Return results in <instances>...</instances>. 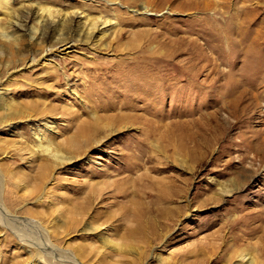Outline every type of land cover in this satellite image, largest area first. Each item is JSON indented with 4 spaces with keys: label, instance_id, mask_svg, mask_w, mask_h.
<instances>
[{
    "label": "rangeland",
    "instance_id": "obj_1",
    "mask_svg": "<svg viewBox=\"0 0 264 264\" xmlns=\"http://www.w3.org/2000/svg\"><path fill=\"white\" fill-rule=\"evenodd\" d=\"M122 1L11 0L18 18L47 6L113 19L94 45L76 37L79 17H72L71 31L58 32L72 48L46 63L41 56L57 32L30 41L0 5V32L18 37L0 36V98L44 100L48 110L0 127V264H73L70 257L78 264H245L244 254L264 264V0H136L130 9L137 14ZM142 2L154 6L150 15L138 14ZM232 19L237 37L228 31ZM231 37L244 44L234 48ZM181 39L194 41L190 56ZM123 64L129 67L116 73ZM132 79L140 80L131 88ZM132 94L143 97L133 103ZM92 114L101 142L78 151L76 121ZM38 138L74 158L52 163L43 183L38 166L46 157L30 153ZM139 190L167 200L164 216L147 215L149 225L161 221L157 240L123 235L125 211L140 207ZM87 199L92 206L83 213Z\"/></svg>",
    "mask_w": 264,
    "mask_h": 264
},
{
    "label": "bare ground",
    "instance_id": "obj_2",
    "mask_svg": "<svg viewBox=\"0 0 264 264\" xmlns=\"http://www.w3.org/2000/svg\"><path fill=\"white\" fill-rule=\"evenodd\" d=\"M150 3H152V5H164L165 1L168 0H145ZM11 0H0V5L2 6V10L3 15L10 19V23L11 25H15L16 28L15 30L20 32H27L30 41H38V42H42L46 36V30L51 28H53V32H57L56 34H58V32L62 31L64 28L66 29V32H70L71 31V26H72V17L74 16H78L76 12L71 11L69 13H65V14H60V10L57 9H51L50 7L47 6H43L37 9H35L33 11V13L30 12H26L21 18H18V16H16L15 14H12L9 11V6H10ZM123 7L128 10L130 13L132 14H137V10H133L130 9L134 4H136V0H129V1H125L123 0L122 2H120ZM147 3H143L141 5H139L138 10L141 11L140 13H138L139 15H148L150 12V6L151 8L154 7L152 5H149ZM193 5V4H192ZM156 8V7H155ZM33 18V26L30 27V29L28 30H24L25 27V23L28 22V20H30L31 16ZM62 15V16H60ZM150 15V14H149ZM235 18H238V14L234 15ZM236 19H232L231 22V26H233L232 29H229V32H232L231 36L232 37H237L241 31V29L239 27H237V21ZM75 20V19H74ZM197 20V19H196ZM112 21L113 19H103L101 17H96V18H91L89 19L85 14H83V12L80 13V17L78 18V22L74 23L75 29H76V37H78L80 39V37H82V39L80 41H83V43L85 44H90L92 42H94V45H97L102 39L103 37L106 36L105 32H107L105 30L106 27H111L112 26ZM74 22V21H73ZM73 26V27H74ZM102 26V27H101ZM10 27V26H9ZM101 27V28H100ZM223 28V27H222ZM221 29V28H220ZM4 30L2 29V31L0 32V36L1 38L5 39L6 41L9 40H13V41H17L18 37L16 35V33L13 34H7L5 32H3ZM220 31V30H217ZM223 31H227V29H223L221 30V32ZM74 32V31H73ZM220 32V33H221ZM219 32L217 33L220 34ZM55 37V36H54ZM54 37L52 39H54ZM57 37V36H56ZM229 38V41L231 42V44H233L234 48L238 45H242L244 44V42L242 41V39H240L239 41H235V39L233 38ZM79 41V42H80ZM194 42V41H193ZM192 42V40L190 39H181V43L187 47V49H184L182 52L187 54L188 56L191 55L193 49L195 48L194 43ZM69 43L65 41V36L63 37L62 34H58V37L54 39V42L49 43L48 44V48L46 47L45 49V53L43 54L42 60L44 61V63H46V61H50L49 58L52 56V54L55 53L56 50H59L60 52H66L69 51L72 47L68 45ZM82 44V43H81ZM223 44V40L222 43ZM83 46H85L84 44H82ZM165 45V44H164ZM47 46V45H46ZM93 46V45H92ZM163 46V45H162ZM57 47V48H56ZM97 46H94V48ZM90 49V48H89ZM92 49V47H91ZM168 49H171L168 46ZM93 51V50H92ZM172 56L176 55L177 53H180V50H176V49H172ZM59 52V53H60ZM181 52V53H182ZM233 53V50L228 51L229 56H231V54ZM68 54V53H66ZM42 55V54H41ZM34 59H32L33 61ZM191 59L188 57L187 59H185L183 62H187L190 61ZM193 63H191L192 67L194 69H198V60L197 59H193ZM190 63V62H189ZM55 66V65H54ZM129 66L126 64L123 65H119L118 69L116 70L117 72H122V70L124 68H128ZM125 70V69H124ZM200 70V68H199ZM46 74V73H45ZM54 74V73H53ZM47 75V74H46ZM56 75V73L54 74ZM49 77V74L47 75ZM55 80L58 82V78L59 76H55ZM124 76L122 75V78ZM145 77V76H143ZM141 77V78H143ZM53 78V77H52ZM140 79H132L128 85L132 88L134 86V84ZM54 81V82H56ZM165 81V80H164ZM120 82V81H119ZM69 81L66 80V85H68ZM65 85V84H64ZM72 85V84H71ZM74 85V84H73ZM150 86L151 84L147 85L145 87V93H144V97L147 96L146 91H150ZM71 87V86H70ZM47 88V87H46ZM19 91L22 92H27L28 90H23V89H19ZM71 91V90H70ZM142 91V90H141ZM17 92V91H16ZM4 94V93H3ZM71 95H74L73 97L75 99H77L78 101L81 102L79 95L77 93H75L74 91L70 92ZM139 94V92H138ZM142 94V93H141ZM150 94V92H149ZM53 95V94H52ZM134 95V94H132ZM2 96V95H1ZM142 96V95H141ZM130 101H132L133 103L138 100H140V98L142 99V97L138 96V95H134L133 97L128 96ZM129 103V102H128ZM124 104V106H129V104ZM147 104V103H146ZM151 104L148 102V104L146 106H144L145 109H148ZM149 106V107H148ZM249 106V105H248ZM247 106V107H248ZM42 108V109H41ZM245 108V107H244ZM0 110L2 111L1 113V119H0V127L2 126H8L10 122H12L13 120H18L21 118H25L26 116H30V115H41L42 113L44 114V111H46L47 113V108H45V101H41V100H36V101H32L29 104H21L20 102H15L13 101V103L11 104H7L4 102L3 100V96L2 98H0ZM51 111V110H50ZM79 113V112H78ZM42 114V115H43ZM118 116V115H116ZM94 119H95V115L92 114L87 120H83L82 119L79 121H76V125H75V130H76V136L75 138H79L82 142V147H79L78 151H80L83 148H86L90 145H96L99 144L101 142V138H100V132L97 131L96 127L94 126ZM122 120V118L119 116L117 117V121ZM45 130H50L48 127H45ZM260 135V134H259ZM35 136V135H34ZM258 138V137H257ZM256 138V139H257ZM72 141V140H70ZM262 142L264 141V138H262L261 140ZM73 144H77L76 141H72ZM67 144V143H66ZM71 144V142H70ZM245 144V143H244ZM74 146V145H73ZM71 147V145H70ZM78 147V146H77ZM21 149L24 150H29L28 148L26 149V147H21ZM193 150V149H192ZM83 151V150H81ZM183 151V150H182ZM1 152V151H0ZM194 152V151H193ZM30 153H32L33 156H39V155H43L46 158L44 160H41L42 163L39 164L38 166V175H37V180H39L40 183H43V181L46 179V173L49 171L50 166L52 165V163H56L58 165H65L68 164L70 161H72L74 158L67 156L64 151H62V146L61 145H56L55 143H52L51 141H45L44 138H38V141L36 142V145H34V147L31 148ZM81 153V152H80ZM195 153V152H194ZM72 155V154H71ZM193 155V154H192ZM54 167V164H53ZM51 172V170H50ZM48 174V173H47ZM10 177V176H9ZM12 180V179H11ZM2 182V181H1ZM37 184V187L40 188L41 184ZM130 183V182H129ZM135 183V182H134ZM128 184V183H127ZM131 185V184H130ZM133 186V183H132ZM133 188V187H132ZM131 188V189H132ZM134 189V188H133ZM155 189V188H154ZM159 189V188H158ZM166 189V188H164ZM163 189V190H164ZM119 191V189H117ZM135 190V189H134ZM167 190V189H166ZM40 191V190H39ZM140 191V190H139ZM169 191V190H168ZM171 191V190H170ZM126 192H130V189L126 188ZM136 192V191H135ZM165 192V191H164ZM116 193V192H115ZM118 193V192H117ZM116 193V194H117ZM133 193V192H132ZM141 193V191H140ZM159 193V192H158ZM166 193V192H165ZM169 193V192H168ZM172 193V192H171ZM136 194V193H135ZM138 195V194H137ZM112 196V195H111ZM170 196V195H168ZM136 199V198H135ZM138 199L140 200V207H142V205L144 207L142 208H131L128 207L129 209H127L125 211V215L123 217V220L125 221L124 228H121L123 230V235L125 236H140L142 238H147L148 234L150 235V238L154 240H157L159 237V233H158V229L160 228V222L159 225L157 224L155 225H149V221L146 220L147 219V215L149 216L150 214L155 213L156 216L163 215V209L164 206H166V199L161 198L160 196L153 194L151 192H146L143 190V192L141 193V195H138ZM176 199V198H175ZM102 200V199H101ZM127 200V199H126ZM131 200V198H130ZM146 200H148V204L146 202ZM129 201V200H128ZM127 201V202H128ZM171 201V200H170ZM36 202V201H35ZM93 199H87V202H85L84 206L82 204V206L80 207L81 211L83 213H85L88 209V206H92ZM129 203V202H128ZM135 203V202H134ZM172 203V202H171ZM130 204H133V202ZM170 204V203H169ZM177 204V203H176ZM160 208H159V207ZM162 206V207H161ZM1 207V206H0ZM136 207V206H135ZM2 209V207L0 208ZM19 209V208H18ZM166 209V208H165ZM175 209V208H174ZM168 210V209H167ZM2 211V210H1ZM0 211V212H1ZM169 211V210H168ZM77 212V211H76ZM165 212V210H164ZM178 212V211H176ZM6 214V213H4ZM34 216H37L39 219H41V217L45 218V213L43 212H37V213H31ZM81 214V213H80ZM166 214V213H165ZM168 214V213H167ZM47 216H49V214H46ZM46 216V219H47ZM79 216V215H77ZM155 216V217H156ZM164 216V215H163ZM3 217V216H2ZM8 219H10L9 217H7ZM160 218V217H159ZM6 220V217L4 218ZM4 220V221H5ZM33 221V220H32ZM32 221H30V224H34ZM47 220H44V223ZM15 222V221H14ZM17 222V221H16ZM14 223L12 225H17V223ZM21 222V221H20ZM49 222V220H48ZM133 222V223H132ZM8 223V220L6 222V224ZM23 223V221H22ZM27 224V223H25ZM31 224V225H32ZM164 224V223H163ZM4 225V224H3ZM29 225V224H28ZM30 225V226H31ZM5 226V225H4ZM34 226L36 227V229H40L39 226L37 224H34ZM32 227V226H31ZM89 227V226H86ZM123 227V226H122ZM34 227H32L33 229ZM19 229V228H18ZM15 230V229H14ZM21 231V229H19ZM54 230V228H53ZM89 230L93 231V228H87L85 231H83V233L88 232ZM95 231V230H94ZM93 231V232H94ZM42 232V231H41ZM47 232V231H46ZM90 232V231H89ZM52 233V231H51ZM55 233V232H54ZM42 234V233H41ZM40 234V236H41ZM53 236V234L51 235V237ZM50 237V238H51ZM56 237V236H55ZM149 238V237H148ZM39 240V239H38ZM41 240V238H40ZM20 242V241H19ZM46 242V241H44ZM43 242V243H44ZM49 242V241H48ZM51 242H53L51 240ZM107 243H109L110 245H113L112 242L107 241ZM48 244V243H47ZM45 245L46 249L51 248L49 245ZM41 246V245H40ZM114 247H119L118 244L117 245H113ZM37 248V246H36ZM43 248V247H42ZM122 248V247H121ZM52 249V248H51ZM119 249V248H117ZM49 250V249H48ZM39 253V252H38ZM55 254V252H54ZM57 254V253H56ZM59 254V253H58ZM57 254V255H58ZM61 254V253H60ZM59 254V255H60ZM42 256V255H41ZM54 256V255H53ZM71 256V255H70ZM241 256V260L244 261L245 264H253V262L250 260L249 258H246V255H240ZM47 257V256H45ZM51 257V256H50ZM43 259V257H42ZM72 259V260H71ZM41 260V259H40ZM39 260V261H40ZM45 260V258H44ZM52 260V259H51ZM60 260V259H59ZM59 260H57L59 262ZM70 260L73 262V264H78V263H74L73 258L70 257ZM69 260V261H70ZM34 261V260H33ZM38 261V260H37ZM46 261V260H45ZM50 261V260H48ZM62 261V260H61ZM57 262V264H58ZM66 261H63L62 263H64ZM56 263V261H55ZM47 264V263H46ZM50 264V262H49ZM54 264V263H53ZM61 264V263H60ZM68 264V263H67ZM163 264V263H161Z\"/></svg>",
    "mask_w": 264,
    "mask_h": 264
}]
</instances>
